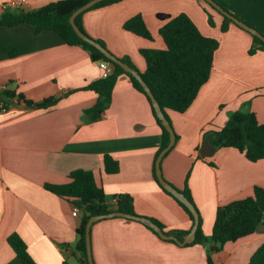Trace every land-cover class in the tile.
<instances>
[{
    "label": "crops",
    "instance_id": "obj_1",
    "mask_svg": "<svg viewBox=\"0 0 264 264\" xmlns=\"http://www.w3.org/2000/svg\"><path fill=\"white\" fill-rule=\"evenodd\" d=\"M13 1L17 0H0V15L11 10L8 4ZM54 1L26 0L20 9L35 10ZM214 1L264 35V0ZM179 13L188 15L203 35L217 39L218 47L210 76L190 106L184 112L166 110L177 135L174 144L179 143L160 166L163 177L181 190L185 169L192 163L186 184L207 244H192L194 239L178 244L141 222L102 218L90 229L94 264H207L217 207L252 195L254 186L264 187V157L252 162L234 147L214 148L210 158L199 155L204 132L224 126L235 111H253L264 123V50L249 52L254 45L250 32L234 22L222 30L223 16L203 0H121L86 11L81 23L112 54L133 58L132 64L142 73L145 61L140 50L164 49L159 28ZM137 14L151 39L123 28ZM1 46H14L18 54L9 57L0 52V264H22L7 241L12 233L24 241L35 264H79L81 210L74 216L76 205L45 187L68 182L69 173L79 168L94 172L109 207L115 208L118 194L128 193L134 212L158 220L164 232L190 231L189 215L156 183L152 167L162 131L145 95L126 75L117 77L101 117L86 121L83 112L95 104L96 94L85 87L100 78L97 61L88 50L66 44L50 30L35 33L29 24L0 25ZM5 90L34 101L49 96L58 101L35 109L16 97L4 98ZM105 154L118 161V172L104 171ZM172 158L178 159L175 170L169 167ZM179 162L182 169L177 172ZM262 243L264 220L255 233L226 242L213 255L214 263L247 264Z\"/></svg>",
    "mask_w": 264,
    "mask_h": 264
},
{
    "label": "trees",
    "instance_id": "obj_2",
    "mask_svg": "<svg viewBox=\"0 0 264 264\" xmlns=\"http://www.w3.org/2000/svg\"><path fill=\"white\" fill-rule=\"evenodd\" d=\"M87 1L57 0L35 10L20 8L7 10L0 15V25L14 27L20 24H29L34 28L35 33L50 30L57 33L66 44L80 45L88 50L90 58L93 61L103 59L112 62L113 70L110 75L100 77L85 87L95 92L96 102L91 108L84 110V119L86 121H94L101 117L102 112L110 104L111 94L117 77L121 74L126 75L133 87L145 95L150 104L152 114L161 128L162 143L156 151L155 156L157 157L160 150L167 145L169 133L156 116L151 101L142 86L129 72L106 58L95 46L82 40L69 22L71 13ZM119 1L121 0H102L96 3L75 17L76 25L86 33L81 23L83 13ZM203 1L208 4L205 0ZM220 14L224 19L221 28L222 30H226L227 24L233 21L222 13ZM123 28L140 37L146 39L152 38L144 19L139 14L126 20ZM159 34L165 43V48L141 49L140 53L145 61V70L139 73L168 119L166 114L167 109L184 112L196 97L201 86L208 80L212 68L213 55L218 47V41L215 38L203 35L185 13H179L161 26ZM252 37L254 45L250 48L249 52L253 53L257 49L264 50V42L257 36L252 35ZM95 40L104 46L102 41ZM0 52L6 53L9 57H15L18 54V50L14 46H1ZM120 59L131 68L137 70L128 58ZM3 94L6 99L16 97L18 101H22L27 106L35 109L49 108L58 101V98L54 96L34 101L25 98L22 93H16L11 90H5ZM176 139L177 135L175 134ZM204 140H207L214 148L234 147L252 162L264 157V123L258 121L253 111H235L231 113L224 126L205 131L203 134ZM102 162L106 173L113 174L118 172L119 163L112 155L105 154ZM152 171L158 186L176 200L193 221L190 210L159 184L155 176V165H153ZM68 178L69 181L64 184H45V187L58 196L71 200L81 210V221L77 228V259L79 264H88L85 249V225L88 218L92 215L107 214L115 210L136 214L133 208V198L128 193H120L115 197V208H111L106 202L102 187L96 182L93 171L80 168L75 169L69 173ZM179 191L184 193L195 207L187 184ZM150 219L162 229L164 228L158 220ZM263 220L264 187L254 186L252 195L219 205L215 212L210 236L211 243L206 250L207 264H215L213 255L220 251L226 242L237 241L255 233L258 231ZM201 225L202 218L198 212V225L195 231V238L191 242L192 244H203L207 240ZM146 227L157 234L152 228ZM165 232L172 234L179 240L182 239L183 235L188 233L185 230H169ZM7 241L22 264H35L28 253L26 244L18 234L12 233L7 237ZM247 264H264V243L256 249Z\"/></svg>",
    "mask_w": 264,
    "mask_h": 264
},
{
    "label": "water",
    "instance_id": "obj_3",
    "mask_svg": "<svg viewBox=\"0 0 264 264\" xmlns=\"http://www.w3.org/2000/svg\"><path fill=\"white\" fill-rule=\"evenodd\" d=\"M102 0H88L87 2L83 3L79 7H77L70 15L69 17V22L76 32V34L85 42H88L89 44L95 46L98 50H100L106 58L110 59L113 61L115 64L119 65L121 68H123L125 71L129 72L132 76H134L137 81L140 83L142 86L143 90L149 97L151 104L154 108L156 116L159 118L161 121V124L166 128V130L169 133V140L167 145L160 150L158 153L156 159H155V176L156 179L158 180L159 184L165 188L168 192H170L175 198H177L180 202H182L191 212L193 216V225L190 231L183 235L182 239H176L175 236L172 234H167L164 232V230L158 226L156 223H154L150 218L140 216L137 214H130V213H125L122 211H112L107 214H99V215H92L88 218L86 225H85V249H86V257H87V262L88 264H94L93 258H92V252H91V242H90V229L92 224L102 218H108V217H124L128 218L131 220H135L138 222H141L145 224L146 226L152 228L161 238L163 239H169V240H174L178 244H185V243H190L194 237H195V231L198 225V212L192 202L184 195V193L180 192L177 188H175L172 184H170L162 175V170H161V160L164 157V155L173 147L175 143V132L171 124L169 123L168 119L165 117L158 101L152 94L150 88L148 85L144 82L142 79L140 73L131 68L126 62L122 61L120 58L112 54L106 47L102 46L99 42H97L94 38L88 36L86 33H84L75 23V17L80 14L81 12L85 11L86 9L92 7L96 3L100 2ZM211 7L225 15L226 17L230 18L235 24L240 26L241 28L247 30L250 32L252 35L257 36L260 40L264 42V35L261 34L257 29L249 26L242 20L238 19L234 15H232L230 12L225 10L222 6H220L216 1L214 0H205ZM214 151V147L211 146L207 140L203 142L202 147L200 148L199 154L201 157H206L212 155Z\"/></svg>",
    "mask_w": 264,
    "mask_h": 264
},
{
    "label": "built area",
    "instance_id": "obj_4",
    "mask_svg": "<svg viewBox=\"0 0 264 264\" xmlns=\"http://www.w3.org/2000/svg\"><path fill=\"white\" fill-rule=\"evenodd\" d=\"M25 3H26V0H17V1L10 2L8 4V7L11 9H19ZM97 65L100 69V77H107L108 75L112 73V70H113L112 62L100 59V60H97ZM79 212H80V209L76 206L73 208L72 214L76 216L79 214Z\"/></svg>",
    "mask_w": 264,
    "mask_h": 264
},
{
    "label": "rangeland",
    "instance_id": "obj_5",
    "mask_svg": "<svg viewBox=\"0 0 264 264\" xmlns=\"http://www.w3.org/2000/svg\"><path fill=\"white\" fill-rule=\"evenodd\" d=\"M216 14H218L216 11H214ZM90 36V35H89ZM91 37V36H90ZM93 38V37H92ZM95 39V38H94ZM131 61H132V63H134V60H133V58L131 59ZM225 125V124H224ZM176 141V140H175ZM205 141V140H204ZM203 141V142H204ZM178 143H179V141H178ZM178 143H176V145L174 144V146L171 148V150H169V152L164 156V158H166L167 156H168V154L171 152V154L173 153V152H176L177 150H176V147H177V144ZM202 145H203V143H202ZM202 147V146H201ZM175 150V151H174ZM199 151H200V149H199ZM175 155H177V156H180L178 153H174ZM200 155V154H199ZM211 156V155H210ZM210 156H206L207 158H210ZM198 157H200V156H198ZM163 158V159H164ZM177 158H172L171 160H170V163H169V167L171 168V170H175V163L177 162ZM191 166H192V163H190V165L189 166H187V168L185 169V172H184V181H183V184H184V186H183V188L185 187V184H186V181L188 180V177H189V174L191 173ZM182 169V162H179L178 164H177V166H176V171L178 172V171H180ZM188 186V185H187ZM189 188V187H188ZM195 204V203H194ZM202 206H203V208H204V210H205V204L204 203H202L201 204ZM195 207H197L196 206V204H195ZM198 210V209H197ZM198 212H199V210H198ZM200 214V213H199ZM210 243H211V239H210ZM204 245L205 244H207V240L203 243ZM210 245V244H209ZM209 245L207 246V248L209 247Z\"/></svg>",
    "mask_w": 264,
    "mask_h": 264
}]
</instances>
